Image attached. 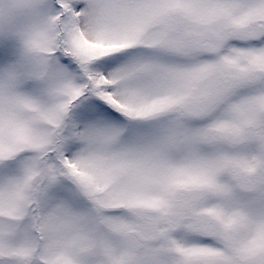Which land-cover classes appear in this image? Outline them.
Here are the masks:
<instances>
[{"label": "snow or ice", "instance_id": "snow-or-ice-1", "mask_svg": "<svg viewBox=\"0 0 264 264\" xmlns=\"http://www.w3.org/2000/svg\"><path fill=\"white\" fill-rule=\"evenodd\" d=\"M0 264H264V0H0Z\"/></svg>", "mask_w": 264, "mask_h": 264}]
</instances>
